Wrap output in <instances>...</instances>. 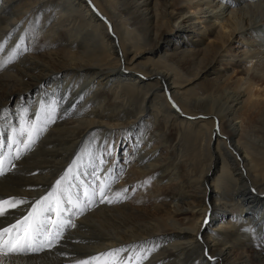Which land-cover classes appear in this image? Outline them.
Segmentation results:
<instances>
[{"label": "bare ground", "instance_id": "obj_1", "mask_svg": "<svg viewBox=\"0 0 264 264\" xmlns=\"http://www.w3.org/2000/svg\"><path fill=\"white\" fill-rule=\"evenodd\" d=\"M36 113L0 229L67 231L0 264H264V0H0V140Z\"/></svg>", "mask_w": 264, "mask_h": 264}, {"label": "snow or ice", "instance_id": "obj_2", "mask_svg": "<svg viewBox=\"0 0 264 264\" xmlns=\"http://www.w3.org/2000/svg\"><path fill=\"white\" fill-rule=\"evenodd\" d=\"M14 58L15 57L13 56L10 59H14ZM7 62L9 61H6L5 63ZM26 111L27 110H25V112ZM52 111H54V108L52 109ZM21 118H23V114ZM39 120H40V114L36 113V121H32L30 125H28V122H25L27 126H22L18 130L17 129L13 130L14 133L19 131V135L22 137L26 136V139L21 141V140H17L15 136H13L12 138H8L7 141L0 140V148L4 147L5 144H7L9 148H11L13 144H22V147L17 148L15 157L9 158V163H11L12 159H19V157L24 152L30 151L33 145L35 144L36 139H38L39 135L45 130L44 128H40L37 126V122ZM28 127H30L31 129L30 131L28 130ZM101 162L103 163V161ZM3 163H4L3 158H0V175H3L5 171H8V169H5L3 167ZM69 171H71V168L69 169ZM67 178H68V174L66 173L65 176H62L59 180L56 181V186L54 188V191L49 192L48 196L41 198V200L37 201L36 204L37 205L44 204L45 201H49L50 198H52L53 196H57V207H58L57 215H60L64 211V209L62 207L63 201L59 199L58 194L63 191V189L60 186ZM97 179H99V177H97ZM113 182H114V178H113ZM109 189H110V184L101 183L100 191H99V195L103 197L101 202H104V200H107L108 203L113 202V200L107 199V196L105 195L106 191ZM125 191L127 190L125 189ZM85 195L86 196L88 195L87 191L85 192ZM22 203H24V201L15 200V198H12V197H10L7 200L0 198V217L9 215V212H8L9 208H16L18 207V205ZM68 203H71V200H69ZM51 211H52L51 204H48L47 206L43 207L42 209H40L39 212H35V206H34V213H30V215H33V214L47 215ZM28 219H29L28 217H25L23 221H17L16 224L11 225L10 227L0 229V249H7V251L3 252V255H8L10 253L24 251L26 247L28 250H32V251L38 250L31 246V241L33 240L32 233L35 232L38 234L39 229L42 227V225H38L35 227H33L32 225H29L28 228H25L23 236H20L19 232H17L15 237L11 235L14 231H16L19 228L21 224L27 222ZM4 234H8L9 238L7 240L2 239ZM121 251L122 250L120 249H114L108 253H102L101 256L118 258L119 253ZM91 259L97 260L99 259V257H93ZM81 264H90V261H84V262H81Z\"/></svg>", "mask_w": 264, "mask_h": 264}, {"label": "rangeland", "instance_id": "obj_3", "mask_svg": "<svg viewBox=\"0 0 264 264\" xmlns=\"http://www.w3.org/2000/svg\"><path fill=\"white\" fill-rule=\"evenodd\" d=\"M204 23H202L201 25H203ZM234 46L237 45L236 43H232ZM96 165V164H95ZM66 184V183H65ZM87 191L86 188L82 189V192L80 193V197H83L85 195V192Z\"/></svg>", "mask_w": 264, "mask_h": 264}]
</instances>
